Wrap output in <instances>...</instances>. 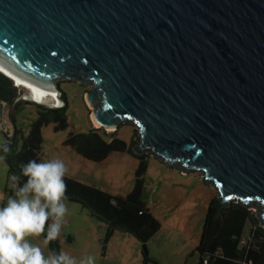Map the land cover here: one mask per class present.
Masks as SVG:
<instances>
[{
	"label": "water",
	"instance_id": "obj_1",
	"mask_svg": "<svg viewBox=\"0 0 264 264\" xmlns=\"http://www.w3.org/2000/svg\"><path fill=\"white\" fill-rule=\"evenodd\" d=\"M0 66L55 89L60 106L23 97L47 108L66 105L58 80L91 86L98 128L135 125L136 154L264 228V0H0Z\"/></svg>",
	"mask_w": 264,
	"mask_h": 264
},
{
	"label": "rangeland",
	"instance_id": "obj_2",
	"mask_svg": "<svg viewBox=\"0 0 264 264\" xmlns=\"http://www.w3.org/2000/svg\"><path fill=\"white\" fill-rule=\"evenodd\" d=\"M58 83L66 93V125L57 129L59 123L52 118L43 126L39 162L61 159L67 168L66 177L94 186L116 197L127 196L134 189L138 178L137 171L140 165L138 154L114 151L104 160L94 161L68 144L67 139L71 133H87L92 127L98 128L91 118L92 107L85 99L86 92L92 87L76 80L61 79ZM16 88L22 96L13 106L14 108L18 104L16 109L0 101V207L6 205L9 197H15L10 167L2 156V148L5 143L13 144L10 139L14 137L15 130H19L15 145L16 151H19L24 138L30 133L33 122L40 117L38 107L33 103H27L23 98L27 90ZM105 131L112 133L114 130ZM138 133L135 125L121 123L116 136L130 144L133 141L136 143ZM144 154L147 168L141 176L142 198L160 223L159 230L147 243L150 256L155 260L149 264L198 263L200 255L197 247L208 207L218 196L217 190L213 184L204 182L198 172L184 174L150 152ZM64 203L67 211L57 238L60 252L74 258L77 264L87 256L95 257V264L142 263V244L131 231L116 228L107 238V223L94 216L88 207L68 198ZM51 222L50 218L49 223ZM249 227L251 224L248 222L244 235L248 234ZM25 240L33 246H38L45 258L52 254L49 243L45 244V237L42 234L26 236Z\"/></svg>",
	"mask_w": 264,
	"mask_h": 264
},
{
	"label": "trees",
	"instance_id": "obj_3",
	"mask_svg": "<svg viewBox=\"0 0 264 264\" xmlns=\"http://www.w3.org/2000/svg\"><path fill=\"white\" fill-rule=\"evenodd\" d=\"M19 96L12 80L0 71V101L13 105ZM66 101V93L63 92ZM28 103V101H26ZM18 105V104H17ZM13 109H16L18 106ZM40 117L33 122L30 133L24 138L22 147L16 151L17 135L12 143H5L9 151L2 156L9 164L10 174L19 177L13 181L22 187L27 178L22 173L23 166L29 160L41 157L43 142L42 128L53 118L58 122V128L66 125L65 107L47 108L36 105ZM17 134L19 130L16 131ZM118 129L106 133L103 128L92 127L87 133L73 134L68 137L67 143L79 153L94 161L104 160L114 151L134 152L135 142L127 143L116 136ZM110 137V138H109ZM140 165L137 171V181L134 189L125 197H116L94 186L84 184L75 179L64 177L67 185L66 198L88 207L92 214L107 223V238L116 228L131 231L142 244L143 260L141 264L155 262L150 256L148 240L159 230L160 223L146 206L143 195V180L141 176L147 168L146 154L138 155ZM12 191H15L12 187ZM50 221V219H49ZM48 221V223H49ZM251 227L244 235L246 225ZM46 237V230L42 233ZM249 238L248 247H240L241 237ZM52 253H60L58 240L49 242ZM197 251L199 262L195 264H264V228L260 225L255 211L247 208L241 202H233L224 206L216 196L210 203ZM207 259L208 263L204 260Z\"/></svg>",
	"mask_w": 264,
	"mask_h": 264
},
{
	"label": "clouds",
	"instance_id": "obj_4",
	"mask_svg": "<svg viewBox=\"0 0 264 264\" xmlns=\"http://www.w3.org/2000/svg\"><path fill=\"white\" fill-rule=\"evenodd\" d=\"M3 151L7 153L8 147L5 146ZM66 172L61 159L40 162L33 159L23 166L26 182L22 187L13 183L15 197H9L6 205L0 207V264H77L64 252L52 253L45 258L38 246L25 240L26 236L40 235L45 230V244L59 237L67 211L64 203ZM12 179L15 182L19 177ZM50 218L52 222L48 223ZM79 264H95V257L87 256Z\"/></svg>",
	"mask_w": 264,
	"mask_h": 264
},
{
	"label": "bare ground",
	"instance_id": "obj_5",
	"mask_svg": "<svg viewBox=\"0 0 264 264\" xmlns=\"http://www.w3.org/2000/svg\"><path fill=\"white\" fill-rule=\"evenodd\" d=\"M0 67H3V66H0ZM0 70L4 72L5 74L9 75V77L11 76L10 78H12V75L10 74L11 72L9 70L5 68H2V69L0 68ZM13 78L15 79L14 82H17V86L19 88L26 89L27 94H30L31 98L34 99L35 101L52 102V103H56L58 106L62 104L59 94L57 93L55 89H45L42 87H38L35 84L27 80H24L18 76H13ZM91 118L94 124L98 126L97 122L94 120L93 115L91 116ZM111 130H114V129H111Z\"/></svg>",
	"mask_w": 264,
	"mask_h": 264
},
{
	"label": "built area",
	"instance_id": "obj_6",
	"mask_svg": "<svg viewBox=\"0 0 264 264\" xmlns=\"http://www.w3.org/2000/svg\"><path fill=\"white\" fill-rule=\"evenodd\" d=\"M14 85L17 86V82H15ZM17 87H18V86H17ZM248 241H249L248 236H247V237H245V236L241 237L240 242H239V246H240V247H248ZM204 262H205V263H208V260L205 259Z\"/></svg>",
	"mask_w": 264,
	"mask_h": 264
},
{
	"label": "crops",
	"instance_id": "obj_7",
	"mask_svg": "<svg viewBox=\"0 0 264 264\" xmlns=\"http://www.w3.org/2000/svg\"><path fill=\"white\" fill-rule=\"evenodd\" d=\"M181 173H184V172H182V171H180ZM190 173V172H189ZM185 174V173H184Z\"/></svg>",
	"mask_w": 264,
	"mask_h": 264
}]
</instances>
